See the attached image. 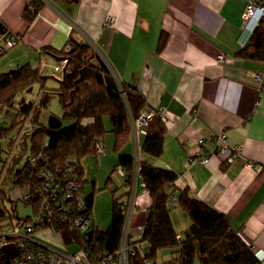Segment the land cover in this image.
Returning a JSON list of instances; mask_svg holds the SVG:
<instances>
[{"label": "crops", "instance_id": "obj_1", "mask_svg": "<svg viewBox=\"0 0 264 264\" xmlns=\"http://www.w3.org/2000/svg\"><path fill=\"white\" fill-rule=\"evenodd\" d=\"M248 1L39 0L36 12L34 0H0L3 32L19 37L0 59L1 72L26 63L43 72L42 66L55 60L47 48L60 51L86 42L119 81L143 93V112L166 108L158 157L142 150L148 128L117 135L104 118L103 150L82 159L84 190L94 192L92 223L100 229L108 227L113 200L121 198L128 201L124 235L139 240L152 204L139 176V163L145 161L176 172V194L188 187L224 213L254 251H264V61L237 55L249 38L243 20ZM219 53L223 61L217 60ZM222 131L229 145L242 146L239 159L224 166L214 155L206 165L187 164L200 138L204 155L215 147L211 137ZM122 154L135 159L131 186L125 170H114ZM100 191L103 199L96 195ZM168 206L175 230L184 231L189 215L179 202ZM161 250L169 254L158 262L175 258L170 248Z\"/></svg>", "mask_w": 264, "mask_h": 264}, {"label": "trees", "instance_id": "obj_2", "mask_svg": "<svg viewBox=\"0 0 264 264\" xmlns=\"http://www.w3.org/2000/svg\"><path fill=\"white\" fill-rule=\"evenodd\" d=\"M38 1L34 0L36 12L42 5V2L38 3ZM248 37L237 55L264 61V19ZM241 41L243 42L244 39ZM46 53L59 62L63 58L67 59L65 71H62V78L57 79L59 85L55 88L45 86L44 81L47 77L43 75L40 66L33 67L26 63L15 69L0 72V113L6 108H16V114L9 125L1 130L2 134L15 130V134L9 142L11 150L6 158L1 156L0 151V160L3 162L0 181L4 176L12 174L14 185L26 189L15 198L11 196L12 202H10L9 192L3 189L0 183V220L14 221L16 218L14 201L17 202L16 209L19 201L32 204L36 207L38 218L43 217L38 211L43 197L39 189L38 174L43 165L53 170L58 166H68L71 172L77 175L84 192L85 212L91 215L94 192L88 194L84 190L82 159L87 155L96 154V141L101 140L106 133L105 117L110 118L113 131L117 135L128 136L132 131L131 119L137 118L147 106L143 93L135 86L119 81L109 67L101 62L90 44L75 42L72 47L60 51H51L47 48ZM38 83L41 98L37 102L24 101L16 107L14 101L17 95ZM50 93H55L59 97L63 107L62 119H73L71 125L66 127L61 125L53 129L48 124L38 121L39 109L46 105ZM86 119H91V122L84 123ZM26 125L28 128L25 130ZM164 129L162 119L155 115L149 123L142 144L145 153L155 157L161 155L164 149ZM19 134H22L21 138ZM29 143H31L30 147ZM119 145L120 139L116 148ZM28 148L31 150L30 156L16 170L18 162L14 165L13 157ZM40 152H43L48 160L38 158L32 162L30 160L32 154ZM134 163L133 155L122 154L118 164L114 166V170L121 167L126 171L129 186L134 174ZM13 168L15 170L12 171ZM62 175L56 171L58 178ZM139 176L152 197L148 217L139 238V242L142 243L141 248L150 251L149 258L152 264H196L197 262L199 264H264L252 246L233 228L224 213L196 197L188 187L179 189L177 194L175 193L176 172L142 161L139 163ZM59 181L63 182V180ZM171 197L176 198L179 206L190 217V225L182 232H177L173 226L168 206ZM6 202H10L11 205H7ZM66 202L72 204L74 200ZM127 211L128 201L115 198L111 220L106 229H100L92 223L89 230L80 233L73 229L69 222L62 221L61 212H54L51 221L47 220L45 224L37 220L36 230L41 227H52L51 229L61 233L66 245L77 242L91 256H105L114 254L122 246ZM21 219L33 222L27 218ZM129 242L127 233V245ZM164 248H170L175 258L158 262V251ZM0 255L4 258L3 252H0ZM127 263L143 264V261L139 256L129 254Z\"/></svg>", "mask_w": 264, "mask_h": 264}, {"label": "built area", "instance_id": "obj_3", "mask_svg": "<svg viewBox=\"0 0 264 264\" xmlns=\"http://www.w3.org/2000/svg\"><path fill=\"white\" fill-rule=\"evenodd\" d=\"M264 19V1L263 0H249L244 8V32L247 36L252 34L257 26ZM113 18H107V23H112ZM19 42V37L16 35H6L0 32V59L7 53L9 49L14 47ZM223 53L217 55L218 61H223ZM67 59L63 58L60 64L54 67L56 73H61L64 69ZM260 78V74H256ZM166 112L165 107L151 109L142 112L137 118L131 119L133 133L136 131L145 132L149 126L150 121L155 115L163 116ZM215 142V147L206 154L202 155L201 147L205 144L204 138L198 140V144L193 152L187 158V164L193 163L208 164L212 156H217L222 161L223 165H229L242 156L241 145H229L228 135L225 131L211 137ZM103 150V143L101 140L96 141V152ZM47 161V156L40 152L32 154L30 160L34 162L36 159ZM56 171L62 173V177L56 176ZM40 180L39 189L43 194L40 201L38 211L43 217H39V221L45 224L55 213L61 212L60 218L63 222H69L73 229L80 233H85L90 229L92 224L91 215L85 211L84 192L76 174L71 172L68 166H58L55 170L43 165L38 174ZM59 180H63L60 182ZM74 200V203L67 204L66 201ZM1 204V200H0ZM176 198H170L169 205H177ZM52 228V227H51ZM36 230V222H26L14 218V221L0 220V252H3L4 245L13 244L18 249V254L12 259V264H128L127 255H136L143 261V264H152L149 258V250L141 248V242L130 241L126 243V233L123 238L120 250L114 254H107L105 256H91L90 253L80 247L75 253L66 252L48 247L37 241L33 234ZM256 254L261 261L264 262V251L256 250ZM4 261L1 258L0 263Z\"/></svg>", "mask_w": 264, "mask_h": 264}, {"label": "rangeland", "instance_id": "obj_4", "mask_svg": "<svg viewBox=\"0 0 264 264\" xmlns=\"http://www.w3.org/2000/svg\"><path fill=\"white\" fill-rule=\"evenodd\" d=\"M60 62L58 60H53L49 62V64L42 66L43 67V75L47 77V79L44 81L46 83L47 88H55L59 85V81L57 79L62 78V73H56L54 71V67L59 65ZM106 64V63H105ZM107 65V64H106ZM2 70V69H1ZM0 70V72H1ZM39 83L33 84L30 86L26 91L20 93L17 95L14 103L16 107H19L21 105V101H35L37 102L39 99ZM40 105V103H39ZM16 114V108L10 107L4 109L0 113V151L1 156L3 158H6L7 153L11 150V146L9 144L10 140L13 138L15 134V130L7 131L6 133L2 134L1 130L6 128L14 115ZM39 119L38 121L43 124H48L50 117H57L62 122V127H66L68 125H71L74 120L73 119H62L63 117V107L59 100V97L55 93H50V97L48 101L46 102L45 106H42L39 109L38 112ZM85 121V120H84ZM28 124V123H27ZM28 125H26L25 130ZM22 135V134H21ZM19 134V137L21 136ZM29 143V147H30ZM31 150L30 148L26 149L25 151H21L20 159L16 165V170L20 168L28 159L30 156ZM3 162L0 160V171L2 168ZM2 187L6 191L10 193L12 197H17L21 193L20 191H26L25 188H20L14 185L12 182V176L6 175L2 181ZM103 191H100L96 195H99L100 197L98 199H103L102 193ZM107 196L110 195V192L107 191ZM7 205H11L10 202H6ZM17 209L19 211V216L21 218H27V220H32L33 222H36L39 218L37 215L36 207H34L32 204H26L23 201L18 202ZM34 238L39 241L41 244L46 245L51 248L59 249V250H66V252H75L77 250H80V244L77 242H73L69 245H66V243L62 239L61 233H59L56 230L51 229L50 227H41L38 228L34 234ZM75 250V251H74ZM169 252L167 250H159L157 254V260H163L166 255H168ZM117 264V261H116Z\"/></svg>", "mask_w": 264, "mask_h": 264}, {"label": "water", "instance_id": "obj_5", "mask_svg": "<svg viewBox=\"0 0 264 264\" xmlns=\"http://www.w3.org/2000/svg\"><path fill=\"white\" fill-rule=\"evenodd\" d=\"M3 30H4V27L0 24V32H3ZM63 71H65V68L63 69ZM48 125L50 128L55 129V128H59L62 125V123H61V120L58 119L57 117H50ZM9 201L12 202V199L9 198ZM14 204H15L14 210L16 213V218L21 219V217L18 216V211L16 209L17 202L14 201ZM2 250H3L4 261L1 262L0 264H12V259L18 254V249L13 244H7L3 246Z\"/></svg>", "mask_w": 264, "mask_h": 264}, {"label": "flooded vegetation", "instance_id": "obj_6", "mask_svg": "<svg viewBox=\"0 0 264 264\" xmlns=\"http://www.w3.org/2000/svg\"><path fill=\"white\" fill-rule=\"evenodd\" d=\"M22 102H24V101H21V104H22ZM13 158H14V159H13V162H15V163H13V164L16 165V163H17V162L19 161V159H20V154H19L18 156H14ZM15 160H16V161H15ZM13 170H15V168H13L12 171H13Z\"/></svg>", "mask_w": 264, "mask_h": 264}]
</instances>
